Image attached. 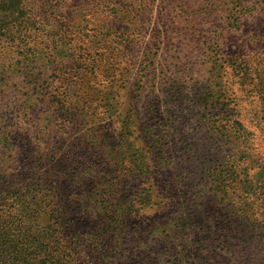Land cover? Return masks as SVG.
Listing matches in <instances>:
<instances>
[{"label":"rangeland","instance_id":"rangeland-1","mask_svg":"<svg viewBox=\"0 0 264 264\" xmlns=\"http://www.w3.org/2000/svg\"><path fill=\"white\" fill-rule=\"evenodd\" d=\"M25 5L66 66L0 86L1 207L39 179L81 232L126 219L113 248L74 240V264H264V177L245 185L264 165V0Z\"/></svg>","mask_w":264,"mask_h":264},{"label":"trees","instance_id":"trees-1","mask_svg":"<svg viewBox=\"0 0 264 264\" xmlns=\"http://www.w3.org/2000/svg\"><path fill=\"white\" fill-rule=\"evenodd\" d=\"M37 22L39 21H36L30 9L26 7L25 0H0V44L10 49L13 47L12 51L15 53L10 60L0 65L3 69V77L0 78L2 92L10 89L12 83L27 91L42 81L49 84L50 70L53 72L59 68L62 70V66L66 64L63 59L67 54L56 63L47 56V51L38 49L37 44L33 43L35 38L32 34ZM55 64L64 65L60 67L54 66ZM20 74L25 80L23 85H20L18 80L22 77ZM0 143V150L13 152L14 145L10 132L0 133ZM250 176L252 178V175ZM262 176L264 177V165L260 166L253 176L254 180L248 179L245 182L248 192L258 193L259 187L255 180L259 182ZM41 185L43 183L39 179L30 181L25 188L14 191L10 199L3 203V207L0 205V264H74L72 253L78 252V246L72 245L74 240H89L96 249L109 248L113 242L119 244L122 241V229L126 219L102 221L103 229L100 232H93L95 227H92L90 232H81L79 224L74 220L69 221L66 215L67 208L70 207L64 200L66 191L58 189L57 193L52 185V187ZM263 189L264 180L261 190ZM76 206L80 204L77 203ZM124 208L127 207L121 209V214L127 213ZM170 227L171 230H181L186 226L179 225L177 221L174 227L173 223ZM116 230L120 234H114ZM90 242H87V245H90L88 244ZM113 247L114 245L111 248ZM67 249L69 253L62 256L61 251ZM114 256L110 255V258ZM104 259L105 257L102 261Z\"/></svg>","mask_w":264,"mask_h":264}]
</instances>
